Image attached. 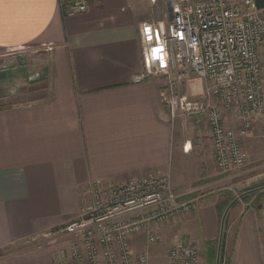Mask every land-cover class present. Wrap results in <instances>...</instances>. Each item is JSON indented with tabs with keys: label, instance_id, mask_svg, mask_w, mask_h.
<instances>
[{
	"label": "crops",
	"instance_id": "0c3cea01",
	"mask_svg": "<svg viewBox=\"0 0 264 264\" xmlns=\"http://www.w3.org/2000/svg\"><path fill=\"white\" fill-rule=\"evenodd\" d=\"M68 1L0 0V264H66L67 236L26 240L75 220L91 182L107 193L149 172L169 174L179 198H198L155 227L151 263L164 264V246L186 239L199 264H216L219 246L220 264H264V185L249 189L259 171L219 170L204 116L172 118L162 78L132 82L150 0H91L75 14L65 13ZM194 84L179 91L202 97L203 82ZM223 113L237 129L232 111ZM241 142L248 162L262 157L264 122ZM132 242L143 251L144 232Z\"/></svg>",
	"mask_w": 264,
	"mask_h": 264
},
{
	"label": "built area",
	"instance_id": "2783aa9c",
	"mask_svg": "<svg viewBox=\"0 0 264 264\" xmlns=\"http://www.w3.org/2000/svg\"><path fill=\"white\" fill-rule=\"evenodd\" d=\"M90 1L69 0L63 8L67 14L84 12ZM150 2L153 15L138 27L142 70L132 82L164 79L160 96L171 117L204 116L219 170L241 167L242 137L258 121L264 122L263 10L255 8L254 0ZM196 79L203 82L202 97L179 91L183 84L199 88L193 85ZM225 109L232 111L237 129L225 124ZM87 192L89 202L75 220L26 242L40 245L65 233L73 236L66 264H151L149 248L160 241L155 227L198 204L197 197L179 198L169 174L153 172L115 184L107 193L100 181H93ZM140 232L145 235V248L136 253L132 239ZM199 262V249L178 239L164 264Z\"/></svg>",
	"mask_w": 264,
	"mask_h": 264
},
{
	"label": "rangeland",
	"instance_id": "374dc122",
	"mask_svg": "<svg viewBox=\"0 0 264 264\" xmlns=\"http://www.w3.org/2000/svg\"><path fill=\"white\" fill-rule=\"evenodd\" d=\"M243 147H244L245 152L248 151V154H250V149L248 148V146H246L247 147L246 148L244 146V144H243ZM261 147L263 148V150H262L263 151V156L262 157H259V156L258 157H255L253 155V157L249 159V162L246 160V157H245L244 164L241 167H239L237 169H234L232 171L227 172V173H230V174H237L238 173V174H240V175H238L240 178H246L247 176L250 175L249 172H246V169L247 168H250V167H255V170L256 171H259V176L257 177L259 180L257 182H254V184L250 185L252 187H250L249 184H248L249 189L250 188H253V187H258V186L264 185V144ZM174 170L176 172L178 171L176 169H174ZM255 190H259V189H255ZM189 198H192V197H189ZM57 236H67L66 238L70 239L69 241L73 240V236L67 235L65 233L57 234ZM171 246H172L171 244L170 245L169 244L168 245H165L164 246L165 248L163 250H161L160 252H164V251L166 252L167 249L169 250ZM161 262H162V258L159 259V260L157 258V260H155V262L153 261V263H151V264H161Z\"/></svg>",
	"mask_w": 264,
	"mask_h": 264
},
{
	"label": "water",
	"instance_id": "95a60500",
	"mask_svg": "<svg viewBox=\"0 0 264 264\" xmlns=\"http://www.w3.org/2000/svg\"><path fill=\"white\" fill-rule=\"evenodd\" d=\"M254 6L257 10H263V14H264V0H254ZM223 219L224 217L222 218L221 229L223 226ZM219 248H218V253H217V258H216V264H218V260H219Z\"/></svg>",
	"mask_w": 264,
	"mask_h": 264
},
{
	"label": "snow or ice",
	"instance_id": "6c2138e0",
	"mask_svg": "<svg viewBox=\"0 0 264 264\" xmlns=\"http://www.w3.org/2000/svg\"><path fill=\"white\" fill-rule=\"evenodd\" d=\"M145 31H146V32H148V33H150V31H151V30H149V29H145ZM148 39H149V40H151V39H152V36H151V34H149V35H148Z\"/></svg>",
	"mask_w": 264,
	"mask_h": 264
},
{
	"label": "trees",
	"instance_id": "16d2710c",
	"mask_svg": "<svg viewBox=\"0 0 264 264\" xmlns=\"http://www.w3.org/2000/svg\"><path fill=\"white\" fill-rule=\"evenodd\" d=\"M221 263V254H220V259H219V264Z\"/></svg>",
	"mask_w": 264,
	"mask_h": 264
}]
</instances>
